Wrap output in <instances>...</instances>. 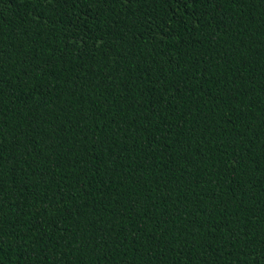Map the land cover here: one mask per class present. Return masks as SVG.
<instances>
[{
  "label": "trees",
  "instance_id": "16d2710c",
  "mask_svg": "<svg viewBox=\"0 0 264 264\" xmlns=\"http://www.w3.org/2000/svg\"><path fill=\"white\" fill-rule=\"evenodd\" d=\"M0 264H264V0H0Z\"/></svg>",
  "mask_w": 264,
  "mask_h": 264
},
{
  "label": "snow or ice",
  "instance_id": "6c2138e0",
  "mask_svg": "<svg viewBox=\"0 0 264 264\" xmlns=\"http://www.w3.org/2000/svg\"><path fill=\"white\" fill-rule=\"evenodd\" d=\"M205 3H209V4L218 3V0H205Z\"/></svg>",
  "mask_w": 264,
  "mask_h": 264
}]
</instances>
